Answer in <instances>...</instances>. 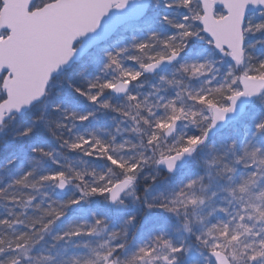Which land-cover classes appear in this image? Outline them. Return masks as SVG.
<instances>
[{"label":"snow or ice","instance_id":"6c2138e0","mask_svg":"<svg viewBox=\"0 0 264 264\" xmlns=\"http://www.w3.org/2000/svg\"><path fill=\"white\" fill-rule=\"evenodd\" d=\"M128 4L0 0V264H264V0H136L63 78Z\"/></svg>","mask_w":264,"mask_h":264},{"label":"trees","instance_id":"16d2710c","mask_svg":"<svg viewBox=\"0 0 264 264\" xmlns=\"http://www.w3.org/2000/svg\"><path fill=\"white\" fill-rule=\"evenodd\" d=\"M160 9L150 8L149 13L140 21H133L125 24L119 30L115 33V35L109 39L107 42L95 46L86 56H84L82 59H80L77 63H75L70 69L64 71L63 78L65 79H71L73 82L78 81L77 73L81 71V69L86 68L88 72H92L95 70V67L99 64L100 60L103 58L104 50L107 48L112 47L114 44L118 42H126L131 35H141L143 34L144 30V24L145 21L148 19H158ZM65 93L69 91L67 86L65 85L64 88ZM255 105V108H252V105L249 106L250 113L255 111L259 108L258 101H253ZM235 127H239L236 125ZM233 125H230L228 128H226L224 131L220 132L218 135H231L233 134ZM7 151H11V149H8ZM7 151L3 154H0V158H2L3 155L7 154Z\"/></svg>","mask_w":264,"mask_h":264},{"label":"water","instance_id":"95a60500","mask_svg":"<svg viewBox=\"0 0 264 264\" xmlns=\"http://www.w3.org/2000/svg\"><path fill=\"white\" fill-rule=\"evenodd\" d=\"M148 11L144 15H139L137 13L136 0H129L127 8L124 10H111V12L104 17L99 28L95 32H90L82 37H79L74 42V47L77 48V55L72 59L70 65L65 69V71L86 56L96 45L103 44L111 39L119 28L128 22L143 19ZM230 125L222 129L221 132Z\"/></svg>","mask_w":264,"mask_h":264},{"label":"rangeland","instance_id":"374dc122","mask_svg":"<svg viewBox=\"0 0 264 264\" xmlns=\"http://www.w3.org/2000/svg\"><path fill=\"white\" fill-rule=\"evenodd\" d=\"M149 9H150V8H149ZM148 13H149V11H148ZM148 13H147V14H148ZM69 69H70V68H69Z\"/></svg>","mask_w":264,"mask_h":264}]
</instances>
